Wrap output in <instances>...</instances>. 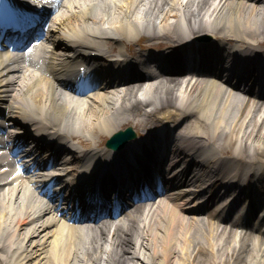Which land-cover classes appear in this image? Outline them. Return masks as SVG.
Listing matches in <instances>:
<instances>
[{"label": "bare ground", "instance_id": "obj_1", "mask_svg": "<svg viewBox=\"0 0 264 264\" xmlns=\"http://www.w3.org/2000/svg\"><path fill=\"white\" fill-rule=\"evenodd\" d=\"M64 2L65 7L58 10L53 19L56 32L36 50L38 53L34 56L43 53L49 42L58 46L53 48L57 54L41 55L40 65L35 61L28 67L12 54L0 52V111L4 108L16 122L25 126H29L27 123L34 124L46 134L48 130L59 129L65 131L66 138L72 139V136L85 133L93 144L100 140L101 135L111 134L123 123H129L133 128L138 125L140 136H147L144 130L157 122L159 111H165L166 121L160 124L165 126L171 123L180 133V145L186 153V162L176 177L179 182L186 178L187 184L179 186L171 196L159 200L156 209L143 214L139 222L130 215L124 224L135 223V229L128 227L125 232L123 229L116 230L118 225H111L88 237L89 244L101 248L100 251L96 247L87 251L82 240L84 229L63 220H52L48 215L52 209L46 208L44 202L33 195L32 182L28 178H13L14 170L7 175L2 174L0 264H89L82 261L83 254L90 255V264H96L98 254L103 264H139L134 259H139L141 264H264V229L258 225L252 228L255 234L246 237L242 230L233 233L228 222L220 227L224 208L220 209L221 206L215 202L216 191L211 193L216 208L210 215V223L196 217V204L187 206L191 209L187 211L180 205L182 202L177 203L180 195L185 200L190 197V194H186L188 185L212 182L214 176L206 168H201L199 160L215 165L214 171H219L223 178H234L244 172L246 174L242 176H252L250 165H264V103L241 98L215 76H199L181 84L180 77L163 75V78L148 81L146 85L131 83L124 86L123 91L117 89L118 85L104 87L97 93L87 91L83 98L61 85L57 76V73L62 75L65 67V71L71 73L73 67L70 60L74 51L75 56L80 52L79 47L91 44L108 54L118 46L119 56L124 58L123 52L127 50L130 54L135 53L132 43L140 42L139 35L143 31H153L146 36L149 40L160 37L175 39L171 25L183 35L207 28V33L213 30L218 34L232 35L237 41L260 44L264 41L257 40L261 35L264 39V0H220L216 5L211 4L210 0ZM190 23L193 25L189 29L187 25ZM261 29L263 32L260 34ZM117 36L124 38L126 43L101 41ZM248 48L254 49L255 46L247 45L246 54ZM232 49L238 62H241L240 57L244 52L235 47ZM89 50L96 49L90 47L84 52ZM210 57L220 62L218 54H210ZM168 94L171 99L164 102L161 108L155 105L157 96L161 99ZM175 100L180 101L179 106L174 103ZM137 109L141 113H137ZM0 127L4 129L1 121ZM224 133L228 135L226 141L214 139L215 135L219 134L220 137ZM234 143L237 145L232 158L238 164L227 162L217 155V152L228 150ZM51 147L55 157L63 150L58 142ZM251 151L253 154H247ZM62 157L63 153L56 164L67 166L65 175L70 176L71 165H78V159L74 156L66 163ZM0 158L1 169L6 165L1 164L3 157ZM193 160L196 161L194 165ZM83 162L82 169H88L86 174L79 175L73 168V175L77 178L80 176V181H87L78 184L79 181L75 179V186L78 188L84 183V192L92 193L100 179L97 174L103 163L96 158H86ZM192 167L200 170L195 173ZM221 174L215 175L221 179ZM199 176L204 178V182L200 181ZM237 181L243 184L241 178ZM249 181L244 186L231 182L225 187L229 190L237 185L236 191L239 190V193L247 186L251 188L247 193L253 202V207L248 205L252 217L254 213L251 212L256 205V197L253 198L252 194L258 193V203L264 200V171L258 172V177ZM211 184V187H217L219 183ZM102 185L101 192L105 193ZM253 185L256 192L252 190ZM222 190L221 187L219 192ZM207 207L215 205L209 204ZM247 218L248 213L239 220L248 224ZM104 245L113 247L107 250ZM112 251H115L113 256ZM93 253L95 258H91Z\"/></svg>", "mask_w": 264, "mask_h": 264}, {"label": "snow or ice", "instance_id": "obj_2", "mask_svg": "<svg viewBox=\"0 0 264 264\" xmlns=\"http://www.w3.org/2000/svg\"><path fill=\"white\" fill-rule=\"evenodd\" d=\"M184 55L191 62L195 63L197 60L203 59L206 54L200 50L191 49L190 51H187L186 53H184Z\"/></svg>", "mask_w": 264, "mask_h": 264}, {"label": "rangeland", "instance_id": "obj_3", "mask_svg": "<svg viewBox=\"0 0 264 264\" xmlns=\"http://www.w3.org/2000/svg\"><path fill=\"white\" fill-rule=\"evenodd\" d=\"M259 32H263V30L261 29ZM217 139H219L218 137H217ZM224 140H226V137H225V139H222L221 141H224ZM235 144H233L232 146H231V149L233 150V146H234ZM242 145V144H241ZM247 151V149L245 150V152ZM253 152V151H252ZM252 152H250V153H252ZM248 153V152H247ZM243 241V240H242ZM231 255V253L229 254V256ZM225 258V257H224ZM235 258V255H233V258L232 259H234ZM234 262V261H233ZM240 264V263H239Z\"/></svg>", "mask_w": 264, "mask_h": 264}]
</instances>
